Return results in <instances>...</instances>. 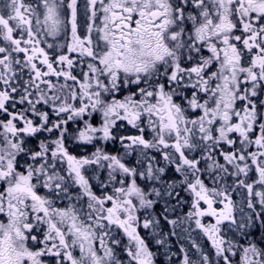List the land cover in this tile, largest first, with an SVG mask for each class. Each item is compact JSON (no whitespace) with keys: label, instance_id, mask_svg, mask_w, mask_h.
Wrapping results in <instances>:
<instances>
[{"label":"snow or ice","instance_id":"6c2138e0","mask_svg":"<svg viewBox=\"0 0 264 264\" xmlns=\"http://www.w3.org/2000/svg\"><path fill=\"white\" fill-rule=\"evenodd\" d=\"M0 264H264V0H0Z\"/></svg>","mask_w":264,"mask_h":264}]
</instances>
